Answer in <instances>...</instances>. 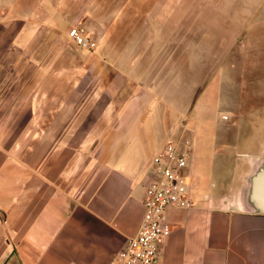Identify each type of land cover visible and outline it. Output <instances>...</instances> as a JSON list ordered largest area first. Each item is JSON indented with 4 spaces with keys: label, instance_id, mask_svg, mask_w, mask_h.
<instances>
[{
    "label": "crops",
    "instance_id": "obj_1",
    "mask_svg": "<svg viewBox=\"0 0 264 264\" xmlns=\"http://www.w3.org/2000/svg\"><path fill=\"white\" fill-rule=\"evenodd\" d=\"M16 4L0 14L18 23L0 30V264H111L141 223L152 159L172 120L153 94L116 109V69L132 80L149 51L102 46L101 26L89 35L79 19L97 48L80 50L88 61L69 69L62 57L52 61L68 48L51 38L53 29L66 38L69 21L57 27L51 8ZM251 117L232 143L193 141L192 208L167 210L159 264H264V110Z\"/></svg>",
    "mask_w": 264,
    "mask_h": 264
},
{
    "label": "rangeland",
    "instance_id": "obj_2",
    "mask_svg": "<svg viewBox=\"0 0 264 264\" xmlns=\"http://www.w3.org/2000/svg\"><path fill=\"white\" fill-rule=\"evenodd\" d=\"M14 7L51 8L48 18L55 16L57 27L60 19L69 21L66 38L55 35L56 29L51 33L52 45L68 48L53 53L52 61L62 57L69 69L88 61L80 50L97 48L86 50L69 38L79 19L89 35L92 26H101L102 46L149 51L132 65L133 82L116 69L115 106L121 109L137 93L157 95L172 116L162 145L182 125L192 144L219 142L221 135L232 143L237 130L252 126L251 115L264 110V0H18ZM2 13H13L11 0H0ZM12 28L18 23L0 20V30ZM105 56L117 61L122 55Z\"/></svg>",
    "mask_w": 264,
    "mask_h": 264
},
{
    "label": "built area",
    "instance_id": "obj_3",
    "mask_svg": "<svg viewBox=\"0 0 264 264\" xmlns=\"http://www.w3.org/2000/svg\"><path fill=\"white\" fill-rule=\"evenodd\" d=\"M69 38L86 50L96 44L80 29ZM182 125L177 136H171L152 159V173L145 189L143 215L136 234L129 238L111 264H159L160 242L171 229L166 212L171 207L192 208L189 164L193 153L192 139Z\"/></svg>",
    "mask_w": 264,
    "mask_h": 264
}]
</instances>
